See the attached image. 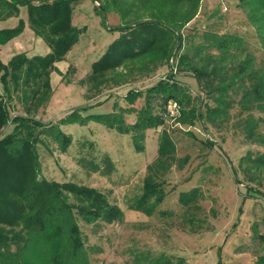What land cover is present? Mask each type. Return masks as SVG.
Listing matches in <instances>:
<instances>
[{
	"label": "trees",
	"instance_id": "1",
	"mask_svg": "<svg viewBox=\"0 0 264 264\" xmlns=\"http://www.w3.org/2000/svg\"><path fill=\"white\" fill-rule=\"evenodd\" d=\"M81 1L0 0V23L15 17L14 22L0 24V45L20 35L28 25L49 48L39 55L15 53L6 63L0 59V264H91L90 252L96 246L86 245L82 225L124 219L123 209L103 190L73 179L41 176L40 147L51 151L52 144L65 153L71 145L73 133L64 131L65 126H84L90 121L102 124L130 134L134 150L142 152L147 129H156L164 122L177 129L201 123L210 132L224 129L230 122L247 146L236 167H231L234 181L245 183L246 196H264L260 189L264 185V151L260 148L264 147V60L257 59L243 34L230 31H203L180 51L181 28L194 19L202 0H91L96 13L113 11L120 24L114 28L119 35L91 63L85 82L99 90L108 83L126 82L130 75H149L162 67L167 73L145 88L128 89L123 96L127 105L115 101L111 112L81 115L79 111L90 107L84 105L56 122L35 117L52 94L51 73L56 62L73 49L84 29L73 24L72 18ZM237 6L253 27L264 54V0H238ZM171 57L177 65L174 71L169 68ZM185 75L199 86L198 96L181 79ZM140 98L141 105L134 106ZM12 99L22 108L13 115L8 106ZM171 100L178 102L173 117L167 111ZM127 113L135 114L134 121H126ZM161 129L140 192L127 200V206L148 216L171 217L172 211L160 207L167 194L165 176L172 166L182 169L189 157L178 156L171 133ZM202 142L210 150L215 144L206 137ZM77 160L102 174L111 172L114 165L106 153L100 161ZM201 198L197 186L181 189L177 195L188 212L200 209ZM195 221L189 215V222ZM252 226L253 234L261 237ZM134 258L136 264L183 261L162 252L157 256L139 253ZM254 264H264V252Z\"/></svg>",
	"mask_w": 264,
	"mask_h": 264
},
{
	"label": "rangeland",
	"instance_id": "2",
	"mask_svg": "<svg viewBox=\"0 0 264 264\" xmlns=\"http://www.w3.org/2000/svg\"><path fill=\"white\" fill-rule=\"evenodd\" d=\"M79 4L72 18L76 26L84 29L75 46L76 51L69 55L67 66H61L62 70L56 67L51 73L52 94L35 113L36 118L46 122H56L64 114L84 105L90 107L84 112L79 111L81 115L111 112L115 101L126 106L123 96L128 89L145 88L156 79L164 78L168 70L162 67L154 70L153 74L130 75L121 84L108 83L99 90L93 89L84 81L85 72L112 41L120 17L113 11L105 15L96 13L91 0H82ZM233 4L234 0H204L198 16L181 28L182 45L179 50L203 31L239 32L251 43L257 59L264 60L253 27L246 21L244 12L234 13ZM14 19L10 17L0 24H9ZM27 31L0 45V59L4 63L20 52L18 47L33 48L37 54L47 51L44 41L35 42L33 34ZM169 64L172 71L177 68L172 57ZM181 79L188 83L194 95H199V86L192 77L185 75ZM141 102V98L137 99L134 106L139 107ZM8 106L11 115L22 109L13 99L8 101ZM124 116L128 122L135 119L134 113ZM182 126L177 129L175 125L164 122L156 129H147L142 152L134 150L130 134H122L92 121L84 126L63 127L64 131L73 133L67 152L56 150L52 144L49 146L51 151L40 147L41 176L73 179L92 185L103 190L110 201L123 209L121 222L82 225L86 245L96 246L90 252L91 264H136L135 255L146 252L151 256L161 252L180 256L183 261H175L178 264H218L219 259L221 264H254L257 256L264 252V196L259 193L253 197L246 196L245 183H235L231 169L236 167L247 146L233 132L230 122L224 129H213L212 132L201 123ZM163 127L169 130L176 143V154L189 157L182 169L172 166L165 176L167 194L160 207L172 211L171 217L148 216L127 206V200L140 192L146 165L154 159L156 138ZM203 137L215 143L213 149L205 146ZM260 148L264 151L263 146ZM104 153L114 164L107 174L93 171L77 160L84 157L100 161ZM239 177L242 179L241 175ZM192 186L200 189L202 198L198 202L200 209L188 212L179 204L177 195L179 190ZM260 189L264 191V185ZM189 215L196 221L189 222ZM252 225L257 227L261 237L253 234Z\"/></svg>",
	"mask_w": 264,
	"mask_h": 264
},
{
	"label": "crops",
	"instance_id": "3",
	"mask_svg": "<svg viewBox=\"0 0 264 264\" xmlns=\"http://www.w3.org/2000/svg\"><path fill=\"white\" fill-rule=\"evenodd\" d=\"M203 1L204 0H202L201 1V5H202V3H203ZM208 1H210V0H208ZM237 1L238 0H234V4H233V8H234V13H243L242 12V10L237 6ZM201 5H200V8H201ZM200 8H199V10H200ZM224 8L226 9V7L224 6ZM224 8H223V10H224ZM75 11H76V9H75ZM74 11V12H75ZM74 12H73V14H74ZM73 14H72V17H73ZM198 16V14L196 15V17ZM194 20V19H193ZM247 21V20H246ZM73 24H74V22H73ZM230 24H231V22H230ZM4 25V24H3ZM26 26H28V25H25V27H24V29H23V31L24 30H28L27 32H29V34H33V37H34V41L35 42H37V43H39L40 41H44L40 36H37L36 34H34L33 33V31L29 28V26L28 27H26ZM28 28V29H27ZM251 28H252V26H251ZM236 29L238 30V27H236ZM22 31V32H23ZM21 32V33H22ZM20 33V34H21ZM119 35V31H117L116 33H115V35H113V39L114 38H116L117 36ZM17 37V36H16ZM112 39V40H113ZM45 43V42H44ZM45 45H46V43H45ZM77 45V43L73 46V49H71L69 52H68V54L65 56V58L63 59V60H61V61H59V62H56V67H58L60 70H62V68L63 67H61V66H67L68 65V57H69V55L71 56V54H73L75 51H76V46ZM26 47V46H25ZM25 47H18V49L20 50V52H26V54H28V55H39V54H44V53H39V54H37V53H35V52H33L34 50H33V48H25ZM107 47V46H106ZM105 47V48H106ZM46 48H47V51L46 52H48L49 51V48H48V46L46 45ZM45 52V53H46ZM76 58L74 57V60H75ZM77 60V59H76ZM85 71V70H84ZM89 71V70H88ZM88 71H86L85 73H87ZM1 91H2V86H1V83H0V93H1Z\"/></svg>",
	"mask_w": 264,
	"mask_h": 264
},
{
	"label": "built area",
	"instance_id": "4",
	"mask_svg": "<svg viewBox=\"0 0 264 264\" xmlns=\"http://www.w3.org/2000/svg\"><path fill=\"white\" fill-rule=\"evenodd\" d=\"M174 69V68H173ZM178 109V102L176 100L169 101V104L167 106L168 115L175 116Z\"/></svg>",
	"mask_w": 264,
	"mask_h": 264
}]
</instances>
